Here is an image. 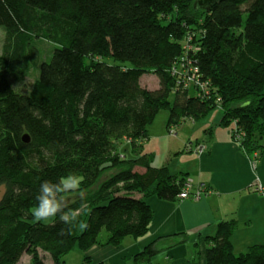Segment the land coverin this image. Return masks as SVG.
I'll use <instances>...</instances> for the list:
<instances>
[{"label": "trees", "instance_id": "trees-1", "mask_svg": "<svg viewBox=\"0 0 264 264\" xmlns=\"http://www.w3.org/2000/svg\"><path fill=\"white\" fill-rule=\"evenodd\" d=\"M196 1L0 0V264L24 255L46 264L41 251L64 264L75 248L145 236L154 215L148 199L178 200L188 180L155 166L145 150L161 110L177 129L220 107L219 125L243 151L264 153V0H218L209 9ZM39 41L52 50L22 90L15 83L29 77ZM194 67L198 80L188 87ZM150 73L159 87L142 85ZM73 173L78 187L56 197L76 219L36 221L41 183ZM237 224L223 220L207 236V264H264V245L234 252ZM188 241L187 232L159 237L134 264H160L158 253Z\"/></svg>", "mask_w": 264, "mask_h": 264}, {"label": "crops", "instance_id": "crops-1", "mask_svg": "<svg viewBox=\"0 0 264 264\" xmlns=\"http://www.w3.org/2000/svg\"><path fill=\"white\" fill-rule=\"evenodd\" d=\"M217 126L207 130L203 141L198 140L207 144L203 154L189 151L174 166L170 158L154 163L168 165L173 173H186L195 184L204 183L211 192L197 200L150 197L154 215L145 236L126 237L118 246H93L83 253L81 264H134L135 254L153 240L180 232H187L189 241L156 257L157 263L207 264V236L216 232L219 222L230 219L238 223L232 235L236 254L264 245V191L253 187L259 183L264 186V153L253 159L232 139L229 128Z\"/></svg>", "mask_w": 264, "mask_h": 264}, {"label": "rangeland", "instance_id": "rangeland-1", "mask_svg": "<svg viewBox=\"0 0 264 264\" xmlns=\"http://www.w3.org/2000/svg\"><path fill=\"white\" fill-rule=\"evenodd\" d=\"M4 37V27L0 26V52L4 42ZM52 47L53 45L49 42H37V47L33 48L31 54L33 64L29 73V77L26 78L24 84L15 83L18 88L22 90H28L29 86L33 83L34 79L37 76L38 66L40 62L45 60L49 56ZM141 82L144 87H147L149 89L157 88L160 84L157 75L151 73L145 74L141 78ZM172 99L173 97H171V100ZM222 115V109L220 107H216L212 109V111L199 122H193V120L191 119L186 120L181 126L177 127V132L174 134L171 133V129L167 126L169 112L167 110H161L156 116L155 121L149 127V135L151 136V139L145 145V150L148 152L151 151L154 154L153 162L155 164L161 160L170 158V161H172L170 165L174 166L180 160L185 159L186 156L189 154L184 151V149L186 148V144L192 143L194 146L201 144L197 142L204 140L203 136L206 135L208 129L211 128L215 130V128L218 127L217 125H219ZM128 144L129 142L124 145V150L126 146H129ZM67 183L71 186H74L72 184V181H68ZM70 199L68 201H70ZM83 253V251L79 250L78 248H75L65 257V260H67V264H81L84 257ZM164 253L165 251L158 253L154 257V261L157 262L156 257H162V254ZM41 254L45 258L46 264L52 263V259L50 258L48 253L41 251ZM18 264H31L30 257L28 255H24Z\"/></svg>", "mask_w": 264, "mask_h": 264}, {"label": "clouds", "instance_id": "clouds-1", "mask_svg": "<svg viewBox=\"0 0 264 264\" xmlns=\"http://www.w3.org/2000/svg\"><path fill=\"white\" fill-rule=\"evenodd\" d=\"M81 179V177L73 173L61 179L59 183H55L51 180H44L40 185L39 195L36 196L38 203L32 210L34 219L36 221H41L59 215L62 222L71 224V222L76 219V213L74 211H65L67 203L65 199L58 200L56 192L61 191L65 187H69L68 181H72V184L78 187Z\"/></svg>", "mask_w": 264, "mask_h": 264}, {"label": "built area", "instance_id": "built-area-1", "mask_svg": "<svg viewBox=\"0 0 264 264\" xmlns=\"http://www.w3.org/2000/svg\"><path fill=\"white\" fill-rule=\"evenodd\" d=\"M186 66H187V64L184 65L182 68L185 69ZM197 72H198V70L196 67H194L193 69H189L187 74H190V75L185 76L186 86L192 87L195 83H197L196 82L198 80L197 79L198 78ZM201 86L203 87V85H201ZM176 132L177 131L175 128H171V133L175 134ZM186 149L188 151L196 153L197 155H200V154H203L205 152V150L207 149V144L204 142V143H201L197 146H194L192 143H189V144L187 143ZM253 159H258L257 153L254 155ZM253 187L258 191H261V192L264 191V186L262 183L256 184ZM210 192H211V189L207 188V186L204 183L195 184L191 178H188L186 185H185V190L178 195V198L179 199L191 198L193 200H197V199L201 198L204 194H208Z\"/></svg>", "mask_w": 264, "mask_h": 264}, {"label": "water", "instance_id": "water-1", "mask_svg": "<svg viewBox=\"0 0 264 264\" xmlns=\"http://www.w3.org/2000/svg\"><path fill=\"white\" fill-rule=\"evenodd\" d=\"M218 0H197L196 6L205 7L209 9L214 3H216ZM26 141H28V138H25Z\"/></svg>", "mask_w": 264, "mask_h": 264}]
</instances>
